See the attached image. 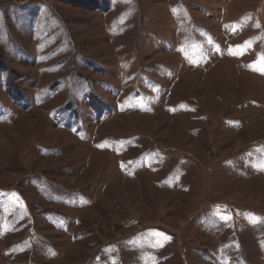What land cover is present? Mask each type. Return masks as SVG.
Wrapping results in <instances>:
<instances>
[{"label": "rangeland", "instance_id": "obj_1", "mask_svg": "<svg viewBox=\"0 0 264 264\" xmlns=\"http://www.w3.org/2000/svg\"><path fill=\"white\" fill-rule=\"evenodd\" d=\"M0 264H264V0H0Z\"/></svg>", "mask_w": 264, "mask_h": 264}, {"label": "bare ground", "instance_id": "obj_2", "mask_svg": "<svg viewBox=\"0 0 264 264\" xmlns=\"http://www.w3.org/2000/svg\"><path fill=\"white\" fill-rule=\"evenodd\" d=\"M1 21H2V19H1Z\"/></svg>", "mask_w": 264, "mask_h": 264}]
</instances>
